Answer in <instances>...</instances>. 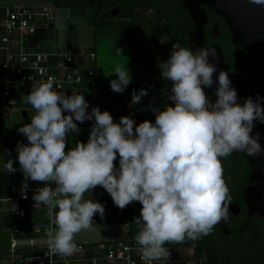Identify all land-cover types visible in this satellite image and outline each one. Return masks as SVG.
Masks as SVG:
<instances>
[{
  "label": "clouds",
  "instance_id": "obj_1",
  "mask_svg": "<svg viewBox=\"0 0 264 264\" xmlns=\"http://www.w3.org/2000/svg\"><path fill=\"white\" fill-rule=\"evenodd\" d=\"M249 3L264 6V0ZM168 40L164 34L160 42ZM210 57H216L215 48L193 51L173 43L160 68L162 78L171 81L168 99L174 106L152 107L155 123L145 120L135 128L129 116L114 123L98 106L87 112L85 97L57 91L54 77L33 80L24 102L36 114L18 129L28 144L18 143L16 151L25 178L45 184L32 199L34 207L45 206L56 226L47 232L52 253L72 256L79 251L74 236L92 229L95 214L104 217L103 204L84 198L97 186L121 210L134 201L142 205L133 222L138 227L135 240L148 264L169 258L167 243L198 241L229 220L232 197L221 158L234 152L253 157L264 153L259 133L251 135L254 121L264 123V98L257 95L255 101L248 97L242 105L237 103L236 89L220 71L217 99L210 102L204 88L213 85L217 70ZM113 72L117 79L110 81L111 89L123 93L131 81L129 71L116 67ZM147 94L145 89L133 91L130 105ZM93 119L87 143L65 151L67 137L80 131L77 122ZM117 154L119 168L114 165ZM5 167L9 173L16 171L11 160Z\"/></svg>",
  "mask_w": 264,
  "mask_h": 264
},
{
  "label": "built area",
  "instance_id": "obj_2",
  "mask_svg": "<svg viewBox=\"0 0 264 264\" xmlns=\"http://www.w3.org/2000/svg\"><path fill=\"white\" fill-rule=\"evenodd\" d=\"M54 31L51 9L0 4V105L14 109L30 93L33 80L46 82L49 77L55 78L57 91L84 86L91 94L96 93L99 85L95 75V51L90 46L79 48L65 42L58 44L52 41ZM49 40L51 43H46ZM87 102V112L91 113V103ZM70 148L66 146L65 151ZM9 160L18 171L13 157L6 158L5 166ZM5 166L0 171H6ZM16 171L10 173L7 194L0 193V224L2 212L9 213L12 218L8 227V249L4 255L0 252V264H148L142 259L135 238L129 237L126 223L106 224L100 215L93 217L91 230L105 225L118 228L113 235H75L74 243L79 251L72 256L52 253L47 244V232L55 230L56 226L49 217L45 225H17L13 222V219L25 218L29 212L38 209L34 207L36 202L32 197L38 188L45 186L36 181L29 182L16 175ZM50 186L55 188L54 183ZM44 207L41 204L39 209ZM121 226L123 228L119 230ZM23 247L28 251L17 253V249ZM165 247L170 252L169 258L151 264H201L195 254V242L180 250L171 249L167 244Z\"/></svg>",
  "mask_w": 264,
  "mask_h": 264
},
{
  "label": "flooded vegetation",
  "instance_id": "obj_3",
  "mask_svg": "<svg viewBox=\"0 0 264 264\" xmlns=\"http://www.w3.org/2000/svg\"><path fill=\"white\" fill-rule=\"evenodd\" d=\"M183 0H67L68 8L82 7L90 13L91 8L98 9V25L104 23L129 24L138 36L148 35L149 29L156 24L155 31L160 41L164 34L169 40L168 51L173 43L192 49L196 45L194 35L195 23ZM199 8L205 12V20L201 24L202 40L200 47H218L222 63L216 65V78L213 89L209 90L210 102L217 99L215 91L218 87L220 71L235 76L243 85L244 92L237 102L243 104L251 97L253 101L264 98L263 73L260 67L248 56L245 48L232 42L230 29L224 18L200 3ZM114 10V13H111ZM90 26L89 33L93 30ZM116 31V30H115ZM200 48L199 46H197ZM193 50V49H192ZM194 51V50H193ZM171 52V51H170ZM215 58L210 57L212 63ZM212 61V62H211ZM264 105V100L261 101ZM259 133L260 144L264 147V123L254 121L251 135ZM224 178L232 197L229 205V220L221 221L211 234L195 241L201 264H264V153L248 156L246 153L234 152L227 158H221Z\"/></svg>",
  "mask_w": 264,
  "mask_h": 264
},
{
  "label": "rangeland",
  "instance_id": "obj_4",
  "mask_svg": "<svg viewBox=\"0 0 264 264\" xmlns=\"http://www.w3.org/2000/svg\"><path fill=\"white\" fill-rule=\"evenodd\" d=\"M0 4L44 6L46 9H51L55 27L52 41L63 44L67 32L71 34L73 45L79 48L87 46L85 37L91 42L96 41L103 72L108 79L116 76L113 72L116 67H126L131 77L129 84L133 85L137 92L145 89L148 93L141 98L140 103L130 105L131 110L129 112L136 116L137 124L145 120L155 123V113L152 111V107L161 109L168 105L164 90L171 88V81L162 78L160 64L168 60L171 52L168 51L166 44H162L157 39L155 35V31L158 30L156 24L147 31L148 35L138 36L133 30H100L98 33L86 32L84 37L85 31H89L90 26L85 24L83 17L75 15L68 7L54 6L52 0H0ZM46 43H51V40ZM161 101L163 102L161 103ZM22 110L26 111V116L22 115ZM35 114L33 107L25 103L24 100L19 101L12 110L6 105H0V155H13L18 143L24 144L22 133L18 129L30 123ZM139 216V212H133V221ZM1 218L0 252H3L4 255L8 249V227L11 225L12 218L5 211L2 212ZM13 222L17 225H33L30 223L34 221L25 217L13 219ZM132 229L134 235H137L138 227L134 222ZM27 251V247L17 249V253H26Z\"/></svg>",
  "mask_w": 264,
  "mask_h": 264
},
{
  "label": "water",
  "instance_id": "obj_5",
  "mask_svg": "<svg viewBox=\"0 0 264 264\" xmlns=\"http://www.w3.org/2000/svg\"><path fill=\"white\" fill-rule=\"evenodd\" d=\"M200 3L206 4L208 8L224 18L231 32L232 42L245 48L247 56L262 70L264 81V6L251 4L249 0H183V6L188 8L189 14L194 20L193 33L196 37V45L199 47L202 40L201 24L205 20L204 10L198 7ZM114 12V10H111V13ZM197 46L192 47V49L194 51L198 50ZM215 50L216 60L211 62L217 65L222 63V56L218 47H215ZM228 76L231 87L237 91V100L239 101L244 92L243 85L235 76L229 74ZM215 78L216 75L213 74V80ZM170 89L164 90V96L167 104L174 106V102L168 99L171 94ZM210 89H213V86L204 88L207 96H209ZM25 114V110H22V115L25 116ZM262 139L264 140V134ZM131 215L132 210L130 208L129 218H131Z\"/></svg>",
  "mask_w": 264,
  "mask_h": 264
},
{
  "label": "crops",
  "instance_id": "obj_6",
  "mask_svg": "<svg viewBox=\"0 0 264 264\" xmlns=\"http://www.w3.org/2000/svg\"><path fill=\"white\" fill-rule=\"evenodd\" d=\"M86 32L87 31H85L84 37L86 36ZM86 38L87 37H85V39H84L86 41V45L92 47L93 50L95 51L94 66H95L96 79H97V82H98V85H99L98 86V90L96 91V93L91 94L88 91V89L86 87H84V86L83 87L73 86V87L68 88L64 92V94L65 95H69V96L72 95L73 92H75L77 94H82L85 97V99L91 103V107L98 106L101 112L108 111L113 117V122L114 123H119L120 119L118 118L117 108L116 107H117V103H118V99L117 98H119L117 96V94L121 95V93L114 92L111 89V86H110V81H111L110 79H112V80H114L115 78L117 79V76H114V77H111V78L108 79V77H106L104 75L103 68H102L103 65H102V62L100 60V56L98 55L97 43H96V41L95 42H91V41H89V39H86ZM64 42H65V37H64ZM169 48H171V50H172L171 46ZM171 50H169V51H171ZM127 87H131L132 89H134V86L131 85V84H128ZM136 90L137 89H134V91H136ZM162 102L163 101H161V103ZM163 109L164 108H161L160 110H163ZM67 114L68 113H65V115H67ZM25 116H26V114H25ZM126 116H129L130 118H133L134 121L136 120V116L135 115L130 114V115H126ZM94 122H95L94 119L92 121H85L83 123L77 122L80 131H79L78 134L73 132L67 137L66 146L73 148V147H75V145L78 142L87 143L88 138H89V134H90V130H91V127L94 124ZM138 125L139 124H137V120H136L134 128H135V126H138ZM22 136H23L24 144H28L27 137L25 135H23V134H22ZM17 156H18L17 151L13 155H10V156L0 155V168L5 166L6 158L13 157L14 158V163H15V165L18 168V171H17L16 174L18 176L25 177L23 172L21 171V166H20V164L18 162ZM114 165L117 168H119V155L118 154H117V159L114 161ZM9 179H10V173H8L7 171L1 170L0 171V186H1V190L4 192V194H7V192H8ZM28 180H29V182L32 181L31 179H28ZM39 183L40 184H44V182H39ZM94 193H107V192L101 186H97L92 191L86 192L84 194V198L85 199H90L91 194H94ZM109 198L112 200L110 195H109ZM129 207L131 208L132 213L135 212V211L140 213L142 205L138 201H134V202L129 204ZM27 217H28V220H32L33 219L34 222L30 223V224H33V225H45L48 222V215H47V209L46 208H41V209H37V210L31 211V212H29ZM105 226H102L99 229H95V230H82L81 232L77 233L76 235L78 237H82L84 235L91 236V235L100 234L101 236L108 237L110 235H113V233L116 232L115 230L118 229L116 227L111 228V226H108V227H105ZM122 226H124V225H122ZM122 226L119 228V230H122V228H123ZM127 230H128V227H127Z\"/></svg>",
  "mask_w": 264,
  "mask_h": 264
},
{
  "label": "trees",
  "instance_id": "obj_7",
  "mask_svg": "<svg viewBox=\"0 0 264 264\" xmlns=\"http://www.w3.org/2000/svg\"><path fill=\"white\" fill-rule=\"evenodd\" d=\"M52 3L56 7H66L67 6V0H52ZM69 9L75 15L84 17L86 23L93 26V30H98L99 28L100 29L107 28V29H115V30H128L129 29V24L119 25V24H112V23H104L102 25H98V22H97V13H98L97 11H98V9H96V8H91L90 13L86 12V9L82 8V7L69 8ZM65 43L67 45H73L71 34L69 32H67L65 34ZM91 49H93V48L91 47ZM133 91H134V89H132L131 87H126L124 92L121 93V95L117 94V96L119 98H117L118 103H117L116 108H117V114H118L119 119L122 116H126V115L131 114V112H129V111L131 110L130 102H131ZM16 173H17V171H16ZM0 189H1V187H0ZM0 193L4 194V192L2 190H0ZM90 199L104 205V207H105V213H104V217H103L104 223H106V224L126 223V225L128 227L129 237L135 238L136 235H134L133 229H132L133 213L131 215V218H129V210H130L129 205L123 210L119 209L117 206H115V204L109 198V195L107 193L91 194ZM96 215H99V214H95L93 217H95ZM191 242H195V241L185 240V242H183V243H167V245H169V247L171 249L180 250L183 247L188 246ZM195 254L198 255V251L196 250V248H195ZM207 264H210V263L207 262Z\"/></svg>",
  "mask_w": 264,
  "mask_h": 264
}]
</instances>
